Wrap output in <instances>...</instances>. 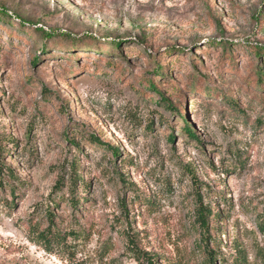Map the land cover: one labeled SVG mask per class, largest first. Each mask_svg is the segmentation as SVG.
Masks as SVG:
<instances>
[{
    "label": "rangeland",
    "instance_id": "374dc122",
    "mask_svg": "<svg viewBox=\"0 0 264 264\" xmlns=\"http://www.w3.org/2000/svg\"><path fill=\"white\" fill-rule=\"evenodd\" d=\"M0 170V264H264V0H0Z\"/></svg>",
    "mask_w": 264,
    "mask_h": 264
},
{
    "label": "trees",
    "instance_id": "16d2710c",
    "mask_svg": "<svg viewBox=\"0 0 264 264\" xmlns=\"http://www.w3.org/2000/svg\"><path fill=\"white\" fill-rule=\"evenodd\" d=\"M21 17V16H18ZM22 18V17H21ZM23 21L25 23L29 22L25 19H23ZM44 30V29H42ZM48 36H52V34L48 33ZM163 99L168 102L169 105V98H167L166 96L163 95ZM178 109V108H176ZM179 113H181V111L178 110ZM185 131L188 133L189 136L196 138L197 134L196 132L193 130V128L190 126L189 121L185 124L184 127ZM174 135L170 136L171 140H174ZM109 147H111L113 153L116 156H119V149L114 146V145H109ZM0 177H1V170H0ZM197 181V180H196ZM197 208L195 210V223L198 224L199 228L201 229V239L200 242L202 243V241L205 242V251H206V255L207 258L205 260V264H220L219 262V256L218 253L216 252V250H214L213 248H211L209 246V239L211 238V233H210V217L213 213L211 207L206 204L203 200V196L201 194V192H198L197 195ZM72 204H74L75 206L78 204L77 200H73ZM50 217L51 220L53 219V213L50 212ZM259 229L260 231H262L264 233V219L263 221L259 224ZM43 236L45 235V233L42 234ZM42 236V237H43ZM44 241L48 242L49 238L47 236L43 237ZM129 248L134 251L136 253V257L138 260H141L142 257H144L147 262L149 264H157V262L154 259V256L146 251H142L138 248L137 244L135 243V241L129 238ZM258 255H260V257H262L263 259V263H264V249L260 248L258 251ZM143 264V263H142ZM231 264H248V262L246 261V258L244 256L241 255V251L239 250L238 254L236 255L235 259L232 261Z\"/></svg>",
    "mask_w": 264,
    "mask_h": 264
}]
</instances>
